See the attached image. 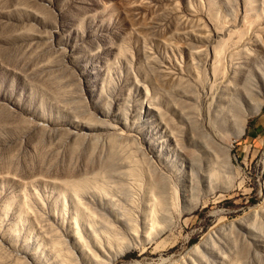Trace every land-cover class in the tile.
<instances>
[{
    "label": "rangeland",
    "instance_id": "obj_1",
    "mask_svg": "<svg viewBox=\"0 0 264 264\" xmlns=\"http://www.w3.org/2000/svg\"><path fill=\"white\" fill-rule=\"evenodd\" d=\"M0 264H264V0H0Z\"/></svg>",
    "mask_w": 264,
    "mask_h": 264
}]
</instances>
